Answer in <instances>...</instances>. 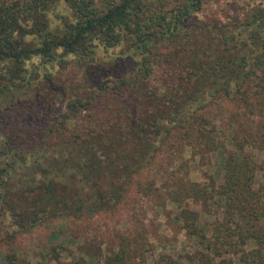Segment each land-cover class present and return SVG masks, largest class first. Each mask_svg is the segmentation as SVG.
Returning <instances> with one entry per match:
<instances>
[{"label":"trees","instance_id":"1","mask_svg":"<svg viewBox=\"0 0 264 264\" xmlns=\"http://www.w3.org/2000/svg\"><path fill=\"white\" fill-rule=\"evenodd\" d=\"M207 1L0 0V243L117 205L158 154L189 148L209 182L171 197L193 250L152 264H264V166L245 149L264 132L217 130L215 112L234 103L264 128V0L197 17Z\"/></svg>","mask_w":264,"mask_h":264},{"label":"rangeland","instance_id":"2","mask_svg":"<svg viewBox=\"0 0 264 264\" xmlns=\"http://www.w3.org/2000/svg\"><path fill=\"white\" fill-rule=\"evenodd\" d=\"M235 1L240 2L209 0L204 4L203 11L198 12L196 16H220L232 7V2ZM216 109L217 130L232 121L235 124L234 127L232 123V128L236 129L238 136L250 131L259 139L264 132L260 117L247 113L234 103L225 102L221 109ZM233 110L239 113L236 120L229 118ZM254 145H246L245 149L257 155L264 166V150ZM228 147L231 145L228 144ZM176 154L177 159L170 161L164 153L158 154L154 165L144 169L134 179L123 201L117 205L92 216L57 218L38 224L26 232L18 233L11 246L1 242L0 264H6L5 257L11 254L16 256L15 264H68L74 257L81 256L91 264H98L92 258L97 254L105 256L110 250H117L118 246L130 250L128 264H152L154 258L163 251L175 254L180 252L182 247L192 251L193 245L185 238V230L174 222L176 204L171 196L179 197L174 192L183 189L184 181L209 180L203 175L206 166L200 165L198 156L193 158L190 155L189 148H184L183 151L178 149ZM211 156L206 154V158L213 164L214 157ZM181 163L184 164V169L178 173L181 179H177L169 166L172 164L177 170ZM214 171L215 165L211 166L209 173ZM185 204L189 208H200L199 204L190 199H187ZM206 218L213 219L210 215Z\"/></svg>","mask_w":264,"mask_h":264}]
</instances>
